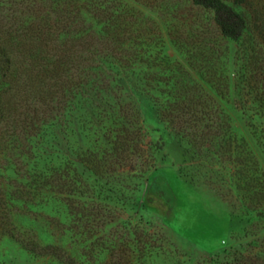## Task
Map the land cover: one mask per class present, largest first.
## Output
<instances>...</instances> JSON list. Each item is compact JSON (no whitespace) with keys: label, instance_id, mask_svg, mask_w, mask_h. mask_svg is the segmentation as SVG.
Masks as SVG:
<instances>
[{"label":"trees","instance_id":"1","mask_svg":"<svg viewBox=\"0 0 264 264\" xmlns=\"http://www.w3.org/2000/svg\"><path fill=\"white\" fill-rule=\"evenodd\" d=\"M191 1L214 13L223 40L242 36L244 18L223 0ZM102 14L107 19L97 20ZM119 18L92 0H0V240L13 239L32 255L61 264H85L82 249L92 247L83 232L72 230L82 216L59 196L83 194L75 161L65 160L72 172H65L70 177L67 190V183L60 182L61 166L49 175L53 184L47 192L53 196L47 202L62 206V213L46 216L56 223L52 243L42 244L39 234L19 225L18 220L33 218L22 210L32 201L19 181L34 176L43 156L55 154V140L76 127L92 137L91 148L77 155L85 169L101 178L116 172L128 179L143 132L134 92L153 102L160 120L189 150L225 157L230 177L262 196L254 210L264 217V173L245 141L233 133L230 116L203 83L164 55L160 38L153 41L140 23ZM205 77V83L212 82L208 72ZM259 140L264 148V127ZM154 166L151 159L140 176L146 180ZM43 170L38 173L45 178ZM259 180L260 190L254 192Z\"/></svg>","mask_w":264,"mask_h":264},{"label":"rangeland","instance_id":"2","mask_svg":"<svg viewBox=\"0 0 264 264\" xmlns=\"http://www.w3.org/2000/svg\"><path fill=\"white\" fill-rule=\"evenodd\" d=\"M223 1L246 23L235 41L223 40L214 13L191 0H92L114 17L119 15L118 21L140 23L153 41L160 38L164 55L203 83L230 116L233 133L245 141L264 173L259 140L264 127V0ZM207 72L212 77L208 84ZM133 94L143 132L128 179L116 172L101 178L85 169L77 155L91 148L92 137L76 127L55 140V154L43 156L34 176L19 181L32 201L22 210L35 218L18 220L22 229L39 234L42 244L54 241L56 223L46 216L52 217L62 206L47 202L53 196L47 192L53 184L49 175L61 166L58 174L62 173L60 182L67 183V190L70 177L65 172H71V166L66 170L65 160L70 158L84 181L83 194L59 196L82 216L72 230L83 232L87 246L92 243L90 248L80 247L86 253L85 264H264V217L254 210L262 196L247 192L241 179L230 177L225 157L189 150L160 120L153 102L141 93ZM151 159L155 166L145 180L140 171ZM40 167L48 178L39 175ZM258 183L254 192L260 190ZM111 219L106 226L99 224ZM70 249L77 251L74 242ZM0 264L61 263L34 256L13 239L3 238Z\"/></svg>","mask_w":264,"mask_h":264}]
</instances>
